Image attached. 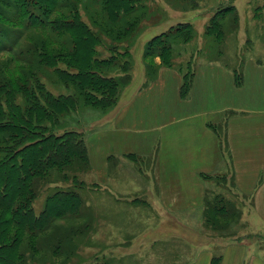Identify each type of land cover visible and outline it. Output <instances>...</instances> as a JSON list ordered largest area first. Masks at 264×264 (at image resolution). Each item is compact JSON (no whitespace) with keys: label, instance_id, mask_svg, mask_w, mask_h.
Segmentation results:
<instances>
[{"label":"rangeland","instance_id":"1","mask_svg":"<svg viewBox=\"0 0 264 264\" xmlns=\"http://www.w3.org/2000/svg\"><path fill=\"white\" fill-rule=\"evenodd\" d=\"M69 1L0 0L1 90L8 88L13 101H22L23 93L32 100L42 87L61 107L65 101L68 108L57 116L58 126L72 131L79 142L31 175L33 195L26 205L32 215L23 227L13 222L0 226V239L7 241L0 245V264H190L199 249L196 244L205 248L216 241L221 247L233 239L257 243V251L264 254V237L251 231V198L243 199L227 182L210 189L206 203L171 215L163 213L148 186L128 193L136 186L132 180L142 178L139 170L144 166L137 157H130L133 169L121 155L126 152L118 154L117 162L106 156L105 171L96 167V150L110 135L115 116L139 88L156 79L158 66L177 72L186 95L197 61L218 56L233 68L236 57L264 49L263 0H76L73 7ZM68 8L74 9L70 16ZM209 19L217 23L209 34L219 40L203 33ZM184 22L189 25L181 27L182 38L163 36L160 40L167 42L157 44H171L170 65L155 64L159 57L144 54L150 39ZM88 69L118 82L113 88L99 80L112 91L109 102L114 105L109 109L89 105L95 101V94H87L91 80L60 74ZM1 109L2 104L0 115ZM223 132L218 131L219 147L230 160ZM3 134L0 140H13ZM39 154L45 158L46 151ZM149 169L153 171L151 162ZM214 195L221 196L215 201L218 206L228 204L227 219L215 221L206 209ZM18 201L15 197L10 203L21 215ZM10 215L9 209H0V221Z\"/></svg>","mask_w":264,"mask_h":264},{"label":"crops","instance_id":"2","mask_svg":"<svg viewBox=\"0 0 264 264\" xmlns=\"http://www.w3.org/2000/svg\"><path fill=\"white\" fill-rule=\"evenodd\" d=\"M236 58L233 68L218 56L197 61L186 95L177 72L158 66L156 79L139 88L115 116L110 135L96 150V167L105 171L106 156L117 162L120 152H126L121 155L129 166L130 157H137L146 170L140 168L143 182L133 179L136 186L128 193L148 186L163 213L171 215L204 203L217 185L215 177H225L228 187L251 198V231L264 237V49ZM220 128L230 160L219 147ZM215 242L205 248L196 244L190 264H211L213 257L220 264H264L257 243L233 239L219 247Z\"/></svg>","mask_w":264,"mask_h":264},{"label":"trees","instance_id":"3","mask_svg":"<svg viewBox=\"0 0 264 264\" xmlns=\"http://www.w3.org/2000/svg\"><path fill=\"white\" fill-rule=\"evenodd\" d=\"M75 1L76 0H70L68 2L69 6L73 7ZM132 5L133 3H131L130 6L132 7ZM13 6L15 7V4H13ZM22 7L23 5L20 6V9ZM262 7H264V0L262 2ZM229 9L231 8L228 7L227 9L230 12ZM73 11V8H68L66 15L70 16ZM19 13L23 15L22 12ZM32 18L36 19L37 16L33 15ZM188 25L187 22H184L183 24L177 25L178 27H170L167 33L165 31L160 35L154 36L144 45V54L151 58L157 56L160 59V64L170 65L173 57L171 44H161L159 48H157V44L167 42V40H160L163 36H167L169 39L173 35L178 34L179 38H182L180 34L181 27H187ZM214 27H217L216 19H209L204 27L203 33L215 36V40H219V38L216 37L217 34H209V31ZM60 74L66 78H68L69 75L71 80L76 78L80 80L83 79L86 82H88V80L93 82L90 84L92 87L87 90V94H95V101H93L94 104L89 103V105L100 107L103 110L109 109L110 106L114 105L109 102L112 91L104 86L103 83H101V85L99 83L101 79L105 83L109 82L108 85L110 87L116 88L118 82L114 78L103 77L101 76L102 74L92 72V69L78 70L71 73H66L62 70ZM1 88L2 86H0V104H2L3 109L1 110H3V113L0 115V139L4 137L3 133H9L10 139L13 137V140L7 141L8 136L0 140V209H9L12 213V215L4 217L0 221V226L4 227L13 222L20 228L27 225L25 219L27 216L30 217L32 215L31 207L26 205V203L32 201L30 200L33 195L30 180L31 175L34 174L35 170L38 168L47 166L52 160V157L61 154V151H66L72 147L76 148L79 142L73 140L74 133L72 131H65L64 127L61 128L62 125L58 126L59 120L57 116L61 118L60 114L66 112V108H68L65 101L63 107H61L56 101L55 96L42 87L35 93L32 100H28L26 97L27 95L23 93L22 101H13L12 98L14 97L13 95H9V89L5 88L2 91ZM6 105L10 106V109ZM48 128H51V130H47ZM53 128H56L57 132H55ZM40 129H45L48 132H42ZM58 129L63 131H58ZM41 150L46 151L45 158L44 156H40L39 152ZM215 178L217 180L216 184H224L226 182L225 177L218 176ZM23 194H25V196H23ZM208 194L209 193H207L206 196ZM206 196L204 198L205 203ZM15 197L19 199L17 207L23 205L21 215L16 208H12L10 203L14 201ZM219 197L221 199V196L214 195L207 201L210 206L206 209L209 212L211 211L210 213L215 221L219 220L217 217L227 219L229 217L228 215H231L224 206L228 204L223 202L222 204L224 205L218 206V204L215 203ZM6 242L7 241L2 238L0 239V245ZM12 242L13 245H15V237L12 239ZM211 264H220V258L213 257Z\"/></svg>","mask_w":264,"mask_h":264}]
</instances>
